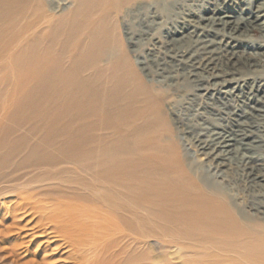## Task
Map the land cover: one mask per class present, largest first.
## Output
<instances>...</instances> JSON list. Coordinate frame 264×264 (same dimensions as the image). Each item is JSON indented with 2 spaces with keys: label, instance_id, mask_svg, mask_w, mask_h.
Wrapping results in <instances>:
<instances>
[{
  "label": "bare ground",
  "instance_id": "obj_1",
  "mask_svg": "<svg viewBox=\"0 0 264 264\" xmlns=\"http://www.w3.org/2000/svg\"><path fill=\"white\" fill-rule=\"evenodd\" d=\"M0 264H264V0H0Z\"/></svg>",
  "mask_w": 264,
  "mask_h": 264
},
{
  "label": "rangeland",
  "instance_id": "obj_2",
  "mask_svg": "<svg viewBox=\"0 0 264 264\" xmlns=\"http://www.w3.org/2000/svg\"><path fill=\"white\" fill-rule=\"evenodd\" d=\"M173 101L176 103V105L180 104L181 101V98L178 97V95H173Z\"/></svg>",
  "mask_w": 264,
  "mask_h": 264
}]
</instances>
